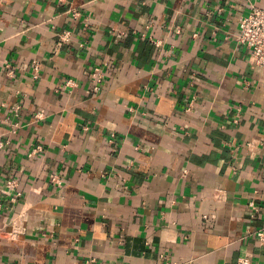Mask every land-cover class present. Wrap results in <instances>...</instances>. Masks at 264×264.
Here are the masks:
<instances>
[{
    "label": "crops",
    "instance_id": "1",
    "mask_svg": "<svg viewBox=\"0 0 264 264\" xmlns=\"http://www.w3.org/2000/svg\"><path fill=\"white\" fill-rule=\"evenodd\" d=\"M252 7L0 0V264H264V70L237 39Z\"/></svg>",
    "mask_w": 264,
    "mask_h": 264
},
{
    "label": "built area",
    "instance_id": "2",
    "mask_svg": "<svg viewBox=\"0 0 264 264\" xmlns=\"http://www.w3.org/2000/svg\"><path fill=\"white\" fill-rule=\"evenodd\" d=\"M72 14L73 16H76L78 12L73 11ZM60 38L62 41H68L70 39L69 32L65 31ZM237 39L240 44H242L249 50L252 65L254 67L264 70V8L252 7L250 12L242 18L239 25V34ZM39 68V62L37 60H33L31 66L33 78L38 77ZM89 78L92 85V91H98L101 88V85L103 84L105 79V72L103 68L98 65L92 66L90 68ZM65 85L73 86L74 80H66ZM44 116L45 113L43 110H37V112H35L34 114L35 120L42 119L44 118ZM18 126V122L12 124V132ZM3 144V141L0 140V147L3 146ZM43 150V145L38 144L31 150L29 155L32 156L35 153L41 152ZM51 180L52 182L58 184L62 183V179L58 174H52ZM7 184L14 190L17 188V181L14 178L8 179ZM19 195H21V192L17 189L15 190V192H12L10 199L12 201H16ZM248 206L249 216L252 219H255L257 215L261 212V206L258 204V202L254 200H251ZM2 207V198L0 196V211L2 210ZM208 217V215H203L204 219H207ZM22 231L23 230L20 226L14 227L7 232V237L16 238L20 233H22ZM254 235L256 236L258 244L261 246L264 245V227L256 229ZM251 261L252 260L250 256H242L237 260L236 264H251Z\"/></svg>",
    "mask_w": 264,
    "mask_h": 264
}]
</instances>
